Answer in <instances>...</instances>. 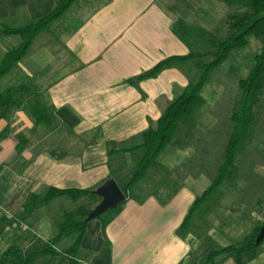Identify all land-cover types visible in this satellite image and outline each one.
<instances>
[{
    "label": "crops",
    "instance_id": "0c3cea01",
    "mask_svg": "<svg viewBox=\"0 0 264 264\" xmlns=\"http://www.w3.org/2000/svg\"><path fill=\"white\" fill-rule=\"evenodd\" d=\"M172 1L184 2L187 9L193 7L192 0ZM56 2L0 0V24L26 26L48 15ZM177 23L160 0H102L65 38L67 61L63 55L60 62L59 56L40 54L20 67L18 77L31 78L53 107L61 134L35 128L26 111L0 118V199L11 200L9 212L0 211V224L6 215L25 217L40 240L53 239L56 230L50 227L49 214H28L26 201L35 203V208L47 205L32 195H44L50 187L96 191L110 179L129 175L133 153L111 156L109 150L113 144L137 141L190 81L178 69L165 70L135 86L127 81L168 57L190 53L174 33ZM197 152L192 143L185 148L183 167L188 165L184 170L189 173L166 199L132 196L105 229L100 221L94 225L97 243L90 239V224L79 262L188 264L190 255L202 245L215 249L240 243L257 222H264L263 212L254 209L248 208L246 216L240 217L233 206L236 203L227 201L230 194L222 189L226 198L221 195L216 205L206 208L185 237L178 235L195 199L208 188L201 164H193ZM220 264L236 263L227 258ZM247 264H264V242Z\"/></svg>",
    "mask_w": 264,
    "mask_h": 264
},
{
    "label": "trees",
    "instance_id": "16d2710c",
    "mask_svg": "<svg viewBox=\"0 0 264 264\" xmlns=\"http://www.w3.org/2000/svg\"><path fill=\"white\" fill-rule=\"evenodd\" d=\"M77 0H57L55 8L45 17L23 27L0 24V35L20 38L18 46L8 50L0 61V82L9 75L28 55L38 35L47 31L49 26L60 19ZM235 10L226 17V31L222 38L210 36L208 50L206 43L183 24H175V35L188 47L187 56H172L157 63L150 70L127 81L137 85L140 81L156 78L168 69H178L189 79V85L169 105L162 117L152 123L140 134L138 140L115 145L109 155H125L141 152L142 156L130 174L116 180L126 196V200L117 208L107 211L96 219L105 229L121 212L123 205L132 198V192L147 176L148 172L160 167L158 158L170 146H177L182 131L194 132L198 127L201 111L207 104L202 91L210 81L213 73L232 56L241 52L254 39L261 43V51L253 57L248 76L238 83L239 99L230 116L232 130L225 147L224 160L217 168L215 179L203 194L197 197L179 227L177 233L185 237L191 232L196 222L201 220L206 208L216 205L221 198L222 188L234 176L236 160L254 138V131L260 120V110L264 107V0H218ZM201 34H208L200 31ZM195 38L194 41L192 38ZM199 38V39H198ZM26 111L31 117L35 128L53 131L58 124L53 107L46 103L41 88L29 77H22L21 82L11 85L0 92V118L8 119L15 111ZM35 200L41 198L43 204L59 198H68L77 203L82 202L72 211L62 216L53 239L35 243L31 252H26L17 244L8 247L0 256V264H36L41 258H63L68 264H80L79 253L90 221L87 220L92 209L100 202L95 190L90 189H58L50 187L44 195H32ZM263 222H257L240 243L223 248H203L193 252L188 264H220L232 258L236 264H247L257 255V250L264 242L256 244L257 236ZM200 236L204 233L199 232ZM74 236V242L64 251H59L58 243L63 238Z\"/></svg>",
    "mask_w": 264,
    "mask_h": 264
},
{
    "label": "rangeland",
    "instance_id": "374dc122",
    "mask_svg": "<svg viewBox=\"0 0 264 264\" xmlns=\"http://www.w3.org/2000/svg\"><path fill=\"white\" fill-rule=\"evenodd\" d=\"M101 2L102 0H77L60 19L49 26L47 31L37 36L28 55L0 82V92L21 82V77H18L20 76V67H25L35 55L49 54L54 58L59 56L60 62L64 61L61 55L66 57V54L63 53L65 38L79 26L86 14ZM160 2L170 10L178 23L185 25L195 35L196 39L199 37L201 41L206 43L205 50L210 48L209 35L217 38H222L225 35L226 17L235 10L225 6L218 0H192L193 7L189 9L184 7V2L172 0H160ZM200 31H205L208 34L203 35ZM194 37L192 39L196 41ZM19 43L20 38L17 36L6 37L0 35V61L8 50L18 46ZM261 48L260 42L251 39L250 45L245 50L234 52L222 67L213 73L210 81L202 91L207 104L200 113L198 129L192 133L182 131L179 135L178 145L165 149L164 153L158 158L160 167L150 170L132 192L135 198L144 200L148 196L156 195L166 199L173 187L178 188L189 173L188 170H184V168L189 169V167L188 165L183 167L182 153L186 147L190 146V143L198 149V152L194 154V166L201 164L208 180V186L211 184L216 177L217 168L224 160L225 147L232 130L230 116L240 95L238 83L248 76L253 65V57L261 51ZM67 59L66 57L65 61ZM38 73L40 74L42 71ZM41 130L50 132V130ZM60 134L61 131L58 128L50 132V135L57 136ZM198 139L199 143L196 144ZM141 156V152L133 153L132 166L136 165ZM177 163L182 164L181 168L177 167ZM222 189L230 194L226 200L236 203L233 206L237 207V213L240 217L246 216L244 213L248 208L263 212L262 217H264V107L260 110V120L255 128L254 138L238 154L234 176ZM221 195H223L222 191ZM224 195L223 198H226ZM10 202V199H0V211L2 213L9 212ZM81 203V201L74 203L68 198H59L43 207L39 205L35 208L36 204L31 200L25 202L28 214L33 215L36 211L47 212L52 219L53 226L50 227L55 230L62 221L63 214L76 209ZM9 217L6 215V218H4L6 220L0 224V256L13 244L21 246L27 253L31 252L32 246L38 241H42L33 233L34 225L30 223V219L25 217ZM98 221L92 220L88 224V226L92 225L90 239L94 242H98V232L94 229V225L98 226ZM85 237H89L87 231ZM74 239V236L63 238L57 245L58 250L64 251L70 247ZM39 245L41 246L42 242ZM36 264H68V261L60 257H43Z\"/></svg>",
    "mask_w": 264,
    "mask_h": 264
},
{
    "label": "water",
    "instance_id": "95a60500",
    "mask_svg": "<svg viewBox=\"0 0 264 264\" xmlns=\"http://www.w3.org/2000/svg\"><path fill=\"white\" fill-rule=\"evenodd\" d=\"M100 202L92 209L87 220H93L109 210L117 208L126 200V196L115 179H110L101 185L96 191ZM264 239V222L256 239L259 244Z\"/></svg>",
    "mask_w": 264,
    "mask_h": 264
}]
</instances>
